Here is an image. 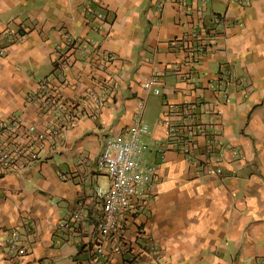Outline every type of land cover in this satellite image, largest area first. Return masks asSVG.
Here are the masks:
<instances>
[{"label": "crops", "instance_id": "obj_1", "mask_svg": "<svg viewBox=\"0 0 264 264\" xmlns=\"http://www.w3.org/2000/svg\"><path fill=\"white\" fill-rule=\"evenodd\" d=\"M192 26L219 35L191 64L188 52L201 40L173 41ZM152 72L160 74L158 94L143 85ZM92 87L104 98L95 117L85 110ZM189 101L200 124L214 118L202 104L223 108L218 132L208 123L198 138L201 151L215 140L206 159L219 175L207 174L203 158H188L165 123L166 114L179 124L170 106ZM142 103L152 130L146 161L157 176L149 197L124 212L125 250L109 249L94 264H264V0H0V118L19 115L39 132L62 128L39 162L0 174V264H92L102 207L95 189L109 185L99 155L108 136H126ZM79 201L84 217L74 224ZM11 232L26 248L19 257L8 252Z\"/></svg>", "mask_w": 264, "mask_h": 264}, {"label": "built area", "instance_id": "obj_2", "mask_svg": "<svg viewBox=\"0 0 264 264\" xmlns=\"http://www.w3.org/2000/svg\"><path fill=\"white\" fill-rule=\"evenodd\" d=\"M101 16V14H99ZM224 17L221 14L213 16L215 26H221ZM6 35L9 38H20L18 33L6 28ZM219 32L217 27L198 32L194 26L187 34L176 38L173 42L177 44L179 41H191L194 38L201 40L202 45L197 50L188 52L190 63L197 62L203 56L209 45L216 41ZM65 39L70 45H75L77 39L70 35H65ZM179 68V65H176ZM186 78V75L183 76ZM102 81L99 80L97 86H101ZM144 87L156 94L160 92V74L157 72L150 73L144 79ZM117 84L111 86L112 92H116ZM42 89L48 88V83L41 84ZM219 92V87H214ZM98 89L95 87L86 91L85 110L92 117L99 115L102 108L104 98L99 95ZM221 91V90H220ZM225 93L224 96H226ZM47 100V99H46ZM57 103H48L45 101L43 107H53ZM198 104L196 101H189L185 104H173L170 106L171 111H175L181 117L179 124L171 123L165 114V123L169 126L170 134L180 136L183 142L180 143V150L188 157H195L197 160L203 158V162L207 168L208 175H219L222 168L214 166L207 161V154L211 151L214 141L208 140L206 146L201 151L199 148L198 138L206 136V125L211 124L215 133L218 132L219 123L217 118L223 114V108L211 103L202 104L201 112L212 113L213 117L210 122L196 123L194 121L195 109ZM144 105L141 104L137 111L131 126L125 131L126 136L119 138L108 136L105 140L103 149L99 155L100 171L109 177V185H97L95 189L96 198L101 201V214L95 220L93 231L94 243L89 249V263L100 262L106 256L109 249L116 252H123L126 244L123 243L122 237V218L124 212L130 208L132 204H136L142 199H147L150 195V189L153 186L155 177L157 176L158 167L156 164L148 163L145 154L148 151V144L144 141L145 137L152 135L149 124L143 119ZM67 119H72V114H67ZM55 130H45L39 132L35 125H26L19 115L11 114L0 118V174L11 171L21 174L24 170L31 167L41 160L40 151L43 150L46 141H50L62 131L61 127ZM25 129L24 138L21 139L20 130ZM20 134V136H19ZM84 203L79 201L74 206L70 220L74 224H80L84 217ZM60 226L71 228L69 222H61ZM21 233L11 232L6 241L9 243L10 257H19L26 253L25 247H18L17 241ZM157 244L152 238L148 239V251L153 254V259L158 257L156 254Z\"/></svg>", "mask_w": 264, "mask_h": 264}, {"label": "rangeland", "instance_id": "obj_3", "mask_svg": "<svg viewBox=\"0 0 264 264\" xmlns=\"http://www.w3.org/2000/svg\"><path fill=\"white\" fill-rule=\"evenodd\" d=\"M145 119H146V114H145ZM106 181H107L106 178H103V179H102L103 184H104V183L106 184Z\"/></svg>", "mask_w": 264, "mask_h": 264}]
</instances>
